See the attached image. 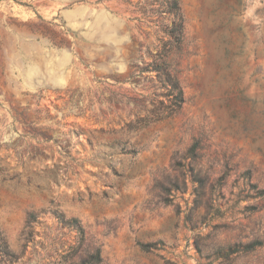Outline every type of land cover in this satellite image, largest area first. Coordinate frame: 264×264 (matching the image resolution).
<instances>
[{"label": "rangeland", "instance_id": "rangeland-1", "mask_svg": "<svg viewBox=\"0 0 264 264\" xmlns=\"http://www.w3.org/2000/svg\"><path fill=\"white\" fill-rule=\"evenodd\" d=\"M179 2L0 0V264H264V0Z\"/></svg>", "mask_w": 264, "mask_h": 264}, {"label": "trees", "instance_id": "trees-1", "mask_svg": "<svg viewBox=\"0 0 264 264\" xmlns=\"http://www.w3.org/2000/svg\"><path fill=\"white\" fill-rule=\"evenodd\" d=\"M167 12L174 16L172 23V30L170 34V45L175 46L178 50L181 47L183 41V21L180 15V2L179 0H161ZM167 52L160 57L161 64L155 68V70L163 76L164 89L167 91L165 96L170 105L167 107L170 113L178 112L182 109L185 103L184 91L181 88L179 79L170 71L169 64L167 62ZM75 228L80 234H83V228L79 226L77 220H73ZM257 243H250L247 245H236L229 248L224 253L225 255L237 254L241 252L251 251L257 246Z\"/></svg>", "mask_w": 264, "mask_h": 264}, {"label": "water", "instance_id": "water-1", "mask_svg": "<svg viewBox=\"0 0 264 264\" xmlns=\"http://www.w3.org/2000/svg\"><path fill=\"white\" fill-rule=\"evenodd\" d=\"M261 61L260 56L258 55L257 58L255 59V61L253 62V66H255L256 64H259V62Z\"/></svg>", "mask_w": 264, "mask_h": 264}]
</instances>
